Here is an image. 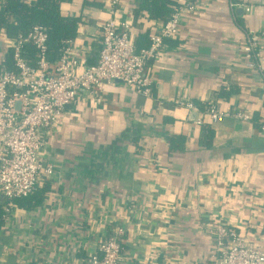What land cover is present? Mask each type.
I'll return each instance as SVG.
<instances>
[{"label": "crops", "instance_id": "1", "mask_svg": "<svg viewBox=\"0 0 264 264\" xmlns=\"http://www.w3.org/2000/svg\"><path fill=\"white\" fill-rule=\"evenodd\" d=\"M154 1L121 0L115 7L140 48L165 23L142 11ZM96 2L74 0L62 9L80 20L70 49L89 64L99 60L100 27L112 10L111 0ZM253 32L263 37L264 66V0H205L185 13L182 35L167 40L165 56L149 63L152 96L123 83L81 95L45 135L42 155L56 174L28 196L38 203L7 209L0 264H82L120 231L122 264L208 262L219 226L260 242L263 77L246 67L243 52ZM7 58L0 30V64ZM182 98L200 111L215 101L220 111L247 112L252 121L230 116L198 125L199 114L178 106ZM205 126L210 138L202 135Z\"/></svg>", "mask_w": 264, "mask_h": 264}, {"label": "built area", "instance_id": "2", "mask_svg": "<svg viewBox=\"0 0 264 264\" xmlns=\"http://www.w3.org/2000/svg\"><path fill=\"white\" fill-rule=\"evenodd\" d=\"M120 1L111 0L110 18L101 24L102 49L96 64H89L87 59L72 54L73 40L67 42L57 60L50 61L48 33L42 26H35L28 35L16 39L2 30L7 51L12 50L16 71L0 64V194L10 198L26 197L42 182L55 176V166L47 163L42 155L44 138L81 95L101 94L107 86L123 83L145 97L152 96L154 77L149 63L165 56L169 49L167 40L182 35L185 13L194 12L205 4V0H183L171 19L150 37V46L140 48L131 25L118 19L115 7ZM232 6L237 5L231 2ZM3 8L4 4L0 5V11ZM246 11L250 14L251 8L246 7ZM262 39L261 34H249L243 52L246 67L262 74L264 95ZM27 43H32L38 52L35 65L23 56ZM178 106L199 114L198 125L207 121L216 124L230 116L252 121L247 112L220 111L215 101H210L203 111L184 98L179 100ZM259 130L264 134V120ZM212 232V255L208 262L201 264H264V232L257 243L250 241L236 227L219 226ZM121 234L120 231L101 243L98 252L82 264H122Z\"/></svg>", "mask_w": 264, "mask_h": 264}, {"label": "trees", "instance_id": "3", "mask_svg": "<svg viewBox=\"0 0 264 264\" xmlns=\"http://www.w3.org/2000/svg\"><path fill=\"white\" fill-rule=\"evenodd\" d=\"M74 0H5L4 8L0 11V30L7 32L12 39L20 35H28L35 26H42L48 33V55L50 61L57 60L66 48L67 42L75 39L78 18L64 16L63 7L73 4ZM83 5L100 6L96 0H83ZM181 6L178 1L147 2L142 5V11L150 14L154 19H161L167 22L174 12ZM37 50L32 43L25 44L23 56L32 64H36ZM9 70L16 71L13 62L12 50L8 52V59L3 64ZM261 123H258L260 126ZM211 129L203 127L202 135L210 138ZM39 201V200H38ZM38 201L28 200L26 197L10 198L0 194V232L6 227L7 209L9 205L20 207H33ZM35 202V203H33Z\"/></svg>", "mask_w": 264, "mask_h": 264}, {"label": "water", "instance_id": "4", "mask_svg": "<svg viewBox=\"0 0 264 264\" xmlns=\"http://www.w3.org/2000/svg\"><path fill=\"white\" fill-rule=\"evenodd\" d=\"M237 8H239V10H242V8H243L244 10H246V7H244V6H242V5H238Z\"/></svg>", "mask_w": 264, "mask_h": 264}]
</instances>
